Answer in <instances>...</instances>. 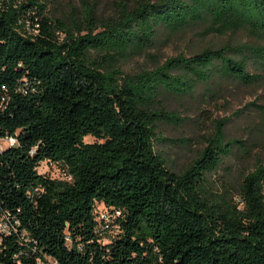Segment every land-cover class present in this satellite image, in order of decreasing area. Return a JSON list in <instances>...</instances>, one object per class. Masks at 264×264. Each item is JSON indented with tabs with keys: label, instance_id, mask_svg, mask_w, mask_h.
<instances>
[{
	"label": "trees",
	"instance_id": "16d2710c",
	"mask_svg": "<svg viewBox=\"0 0 264 264\" xmlns=\"http://www.w3.org/2000/svg\"><path fill=\"white\" fill-rule=\"evenodd\" d=\"M47 7L0 0V138L18 140L0 149V216L11 224L0 264H264V162L243 176L237 199L209 188L227 156L249 151L227 134L241 111L217 119L180 171L157 147L177 142L160 125L183 120L166 97L215 77L259 81L264 43L207 47L134 73L119 67L162 27L263 35L264 0H125L116 15L87 8L72 20ZM43 161L70 178L40 172ZM101 209L114 214L113 230Z\"/></svg>",
	"mask_w": 264,
	"mask_h": 264
},
{
	"label": "rangeland",
	"instance_id": "374dc122",
	"mask_svg": "<svg viewBox=\"0 0 264 264\" xmlns=\"http://www.w3.org/2000/svg\"><path fill=\"white\" fill-rule=\"evenodd\" d=\"M122 1L125 0H47L46 14L53 19L72 20L91 8L106 18L117 14ZM238 42L261 44L264 43V34H255L246 27L219 30L205 24L174 32L162 27L152 46L132 51L119 60V67L134 73L152 69L170 56L191 55L207 47ZM251 71L257 69L251 67ZM260 72L262 78L252 84L215 77L200 84L192 95L165 98V104L183 117L178 123H163L159 128L162 135L177 140L157 145L170 166L178 171L184 169L206 145L207 137L214 131L215 121L240 110L227 125V134L243 140L249 151L235 149L209 176L212 192L227 193L235 199L239 197L243 176L254 170L258 161L264 162V71ZM86 140L95 138L87 136ZM39 171L52 178H70L66 171L51 161H43Z\"/></svg>",
	"mask_w": 264,
	"mask_h": 264
},
{
	"label": "built area",
	"instance_id": "2783aa9c",
	"mask_svg": "<svg viewBox=\"0 0 264 264\" xmlns=\"http://www.w3.org/2000/svg\"><path fill=\"white\" fill-rule=\"evenodd\" d=\"M18 140L14 136H7L0 138V149H3L7 145H14L17 144ZM114 214L106 211L104 209L100 210V220L103 226V229L113 230L111 229V221L114 219ZM11 230V224L8 222V218L6 214L0 216V241L2 239V233L8 232ZM53 263L57 264V262Z\"/></svg>",
	"mask_w": 264,
	"mask_h": 264
}]
</instances>
